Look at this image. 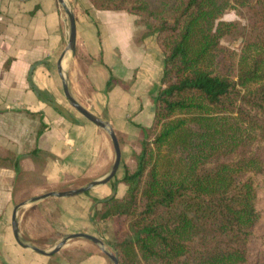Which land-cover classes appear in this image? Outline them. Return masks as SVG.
<instances>
[{"label": "trees", "instance_id": "obj_1", "mask_svg": "<svg viewBox=\"0 0 264 264\" xmlns=\"http://www.w3.org/2000/svg\"><path fill=\"white\" fill-rule=\"evenodd\" d=\"M87 1L137 16L163 56L152 123L114 182L126 191L92 213L113 221L118 264H264V0Z\"/></svg>", "mask_w": 264, "mask_h": 264}, {"label": "crops", "instance_id": "obj_2", "mask_svg": "<svg viewBox=\"0 0 264 264\" xmlns=\"http://www.w3.org/2000/svg\"><path fill=\"white\" fill-rule=\"evenodd\" d=\"M66 1L75 17L76 42L74 53L66 52L61 61L62 73L71 95L111 125L121 158L115 180L78 196L50 197L49 209L59 213L46 226L62 237L77 232L97 236L113 253L108 244L113 221L92 218L99 207L95 201L126 191L125 184L114 182L125 165L136 161L142 127L152 123L163 56L155 34L147 35L137 16L98 10L87 0ZM68 38V17L57 0H0V151H14L19 162L17 171L0 168V264H110L97 245L81 238L69 240L51 256L41 255L21 247L11 228L12 210L21 202L16 197L24 195L23 178L37 180L33 196L63 186L71 189L104 177L114 159L108 133L76 111L64 95L58 60ZM42 124L45 129L38 133ZM39 202L20 208V235L23 220L38 212ZM79 249L93 251L73 261L70 251Z\"/></svg>", "mask_w": 264, "mask_h": 264}, {"label": "water", "instance_id": "obj_3", "mask_svg": "<svg viewBox=\"0 0 264 264\" xmlns=\"http://www.w3.org/2000/svg\"><path fill=\"white\" fill-rule=\"evenodd\" d=\"M57 1H58L59 5L63 8V10L65 11V13L68 17V21H69L68 42H67V45H66L64 51L62 52V54L58 60V71H59V75H60L61 80H62L64 95H65L66 99L68 100L69 104L76 111H78L82 116H84L85 118H87L88 120L93 122L98 127L104 129L108 133V135L111 139L112 145H113L114 159H113V162H112L110 169L107 172V174L100 179L91 180V181H89V182H87L81 186L71 188V189H67V190L46 191V192L41 193L39 195L31 196L27 200L15 204V206L12 210V214H11V228H12V232H13L15 241L21 247L31 249V250L35 251L36 253L42 254L44 256H51V255L57 253L67 244V242L69 240L81 238V239L89 240L92 243H94L95 245H97L101 249V251L107 257H109L112 264H118L119 261H118V257L116 255V253H112V252L108 251L105 248L104 242L101 238L87 234V233H84V232H77V233H72V234H68L66 236H63L60 239V241L57 242L55 245H53L50 249H43V248H40L36 245H33V244L27 242L25 239H23L22 236L20 235L17 214H18V211L20 210L21 207H23L25 205H30V204H33V203H36V202H39L42 200H45V199L50 198V197L61 198V197L77 196V195H80V194H83V193L89 191L90 189H92L95 186L103 185V184L107 183L110 179H112L113 176L116 174L117 169H118L119 164H120V158H121V151H120L119 142H118L117 136H116L114 130L112 129L111 125L107 121H104L100 117L94 115L92 112H90L89 110L84 108L70 93L68 83H67V79L65 78V76L63 75L62 70H61V61H62L64 55L66 54V52L69 51L71 53H74V51H75V42H76L75 17H74V13H73L72 9L67 4L66 0H57Z\"/></svg>", "mask_w": 264, "mask_h": 264}, {"label": "rangeland", "instance_id": "obj_4", "mask_svg": "<svg viewBox=\"0 0 264 264\" xmlns=\"http://www.w3.org/2000/svg\"><path fill=\"white\" fill-rule=\"evenodd\" d=\"M223 19H225V20H239L242 23L245 22L243 19L239 18L235 14V12L232 11V10L228 11L223 16ZM239 44H240V42L237 41V42H234V43H230V46L233 47L234 49H239ZM21 183H24L23 187L21 189V190H24V193H23L24 195H22V196L17 195L16 200L17 201L21 200V202H22V201L27 200L29 197L33 196V194H32L33 193V188L36 185L37 180L32 181L30 178L29 179L23 178V181ZM76 184L78 185V181H75L73 183V185H76ZM59 188H63V190H67L65 186L59 187ZM49 200H51V198H47V199L42 200L41 202H39L40 206H39L38 212L37 213H31V215H30L31 218H30V216H28L25 220H23V222H22L23 234L21 235L22 238H25L27 240L36 241L40 245L45 246L46 248H51L54 244L59 242L60 239L62 238V236L60 234H58L54 229H49L46 226V223H48V221L50 219H54V218L58 217L57 213H59V212H56V210H55V214H52L53 213V209H49V207H52V206L47 204ZM44 208L46 210H44ZM43 213H46L45 214L46 217H47L46 221L43 219L44 217H42ZM60 251H62V250H60ZM70 252L74 253L75 251H70ZM110 264H112V262Z\"/></svg>", "mask_w": 264, "mask_h": 264}]
</instances>
